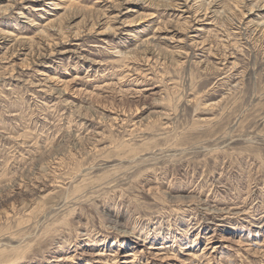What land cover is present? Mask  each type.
Masks as SVG:
<instances>
[{
  "label": "rangeland",
  "instance_id": "obj_1",
  "mask_svg": "<svg viewBox=\"0 0 264 264\" xmlns=\"http://www.w3.org/2000/svg\"><path fill=\"white\" fill-rule=\"evenodd\" d=\"M185 2L0 0V264H264V0Z\"/></svg>",
  "mask_w": 264,
  "mask_h": 264
},
{
  "label": "bare ground",
  "instance_id": "obj_2",
  "mask_svg": "<svg viewBox=\"0 0 264 264\" xmlns=\"http://www.w3.org/2000/svg\"><path fill=\"white\" fill-rule=\"evenodd\" d=\"M179 3H180V2H179ZM185 3L187 4V0H186ZM185 3H184L182 6H179L177 3H176V4H177V6H179V7L185 8V5H186ZM189 5H190V4H189ZM38 9H39V8H38ZM41 9H42V8H41ZM178 9H180V8H178ZM180 11H184V12H186V9H185V10H184V9H182V10L180 9ZM150 39H151V38H150ZM148 40H149V39H148ZM149 41H150V40H149ZM21 72H22V71H21ZM22 73H23V72H22ZM214 210H215V209H214ZM224 212H225V211H224ZM118 230H119V229H118ZM139 245H140V243H139ZM141 245H142V244H141ZM131 255H132V254H131ZM134 256H135V255H134ZM130 257H131V256H130Z\"/></svg>",
  "mask_w": 264,
  "mask_h": 264
}]
</instances>
